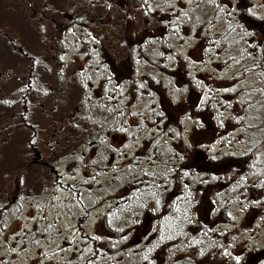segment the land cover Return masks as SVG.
Here are the masks:
<instances>
[{
    "label": "rangeland",
    "instance_id": "obj_1",
    "mask_svg": "<svg viewBox=\"0 0 264 264\" xmlns=\"http://www.w3.org/2000/svg\"><path fill=\"white\" fill-rule=\"evenodd\" d=\"M0 32L42 130L17 191L0 133V264H264V0H0ZM178 165L196 207L157 246Z\"/></svg>",
    "mask_w": 264,
    "mask_h": 264
},
{
    "label": "trees",
    "instance_id": "obj_2",
    "mask_svg": "<svg viewBox=\"0 0 264 264\" xmlns=\"http://www.w3.org/2000/svg\"><path fill=\"white\" fill-rule=\"evenodd\" d=\"M8 7H10V5H8ZM13 6H11L10 8H12ZM1 32H0V39L3 38V36L1 37ZM5 35V34H3ZM12 42V50L14 51V54H22L24 59H27V57H31L27 51L19 49L17 51L14 50V45H16L15 40L12 38L11 40ZM3 48H8V45H5L3 43ZM11 67V66H10ZM11 78H13L12 76H10ZM9 77V78H10ZM10 78V79H11ZM7 79V78H6ZM13 83H17L16 79L13 78L12 80ZM29 83V82H28ZM30 87V86H29ZM28 87V88H29ZM30 90L27 89V93L19 96L17 99L13 100H7L6 98L0 99V106L1 109L4 110L6 108H9L10 111L7 114V117H5V122L7 124H10L9 127L7 128V126L3 125L4 123H2L4 121V118L1 119V123H0V133L2 131H6V132H10L14 135L15 139L17 138L18 141L20 142V149L18 152V155L16 156V158L10 159L9 160V165H8V169L7 171H9L11 174H13V177L15 178V190H21L22 187H20L21 185H25L27 184V182L31 181V176L32 175V171H30L29 167H31L33 164L32 163H27V161L25 160V156L23 154V150H22V146H25L28 144V142L24 144L23 143V137H25L26 134H22L21 130H22V126L21 124H26L28 127V131H29V138L33 139L36 136L37 132H42L41 129H39L38 124H34L29 122L28 118H25V114L27 111V94L29 95ZM13 101H16L15 103L12 104ZM20 106V110L19 111L17 108ZM12 118L11 122H8L9 119ZM24 127V126H23ZM20 131V133L18 132ZM52 131V130H51ZM44 132V131H43ZM70 132V130H69ZM82 139L86 138L85 134L81 135ZM81 137H78V140H80ZM1 138V135H0ZM39 139H42V136L38 137ZM4 162V161H3ZM1 162V163H3ZM7 163V162H6ZM181 163H183V161H181ZM14 164V165H12ZM182 166V165H181ZM179 169V165L178 166H173L172 167V173L170 174V176L166 177V182L164 183L165 185H167V187L170 188H156L157 192L156 194H161L162 192L166 191L167 189H170L169 192H167L168 194L172 195V197L169 199V202L166 201V203H164V209H163V214H160L158 216V221H156V224L159 223V236L154 234L156 236V240L157 241V246L161 245V242L166 243L167 240L170 239H174L175 236V229H177V237L178 235L182 234L185 232L184 229H182V232L180 231L179 228H177L178 225L183 224V221L181 220V215H183V217L186 213V211H191V210H195L194 208L196 207V204H193L191 202V200L189 198H187L186 194L189 195L190 192H185V194L181 191H177V189L175 187H177V183H178V178H176V173L177 170ZM21 172H26V178L24 179L21 176ZM28 175V176H27ZM35 177V176H34ZM34 180V179H33ZM162 182V180H161ZM37 185H35L34 187H40L42 186V183L40 181L37 180ZM155 186H157L156 182L154 181ZM162 192H161V191ZM148 193V192H146ZM183 193V194H182ZM167 204V205H166ZM185 213V214H183ZM158 236V237H157Z\"/></svg>",
    "mask_w": 264,
    "mask_h": 264
},
{
    "label": "flooded vegetation",
    "instance_id": "obj_3",
    "mask_svg": "<svg viewBox=\"0 0 264 264\" xmlns=\"http://www.w3.org/2000/svg\"><path fill=\"white\" fill-rule=\"evenodd\" d=\"M159 231H160L159 223H157V224H155L153 230L151 231V232L153 233V234H151V235H153V236H154V234L158 235V234H159ZM158 236H159V235H158ZM158 236H157V237H158ZM153 255H154V251H153Z\"/></svg>",
    "mask_w": 264,
    "mask_h": 264
}]
</instances>
